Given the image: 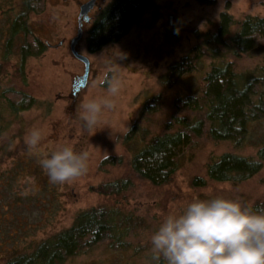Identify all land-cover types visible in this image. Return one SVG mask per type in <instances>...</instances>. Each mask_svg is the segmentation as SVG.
Masks as SVG:
<instances>
[{"label":"rangeland","instance_id":"374dc122","mask_svg":"<svg viewBox=\"0 0 264 264\" xmlns=\"http://www.w3.org/2000/svg\"><path fill=\"white\" fill-rule=\"evenodd\" d=\"M85 1L46 0L44 11L31 15L29 23L47 49L38 57L27 58L24 81L14 75L17 57L11 58L0 76V88L13 86L37 100V105L13 117L0 136V264L12 252L29 250L34 243L71 226L79 211L103 204L142 216L146 228L128 231L122 238L128 245L125 250L111 248L106 241L83 249L64 264H152V233L166 215L178 213L194 199L224 196L253 209L264 207V162L258 174L236 185L210 180L206 174L207 164L224 152L255 157L259 143L235 147L202 138L186 154L169 185L157 188L135 180L134 189L120 200L97 191L100 185L128 174L130 154L122 144L123 134L137 120L144 99L158 93L157 81L167 67L200 42L195 31L215 30L223 12L236 20L246 15L264 17V0H155L157 7L142 12L119 42L90 53L86 41L92 22L111 1L98 0L77 46V51L89 59L90 72L86 86L73 95V82L83 75L84 65L72 55L69 44L77 32L79 6ZM4 2L0 0V6L7 9L9 3ZM256 61L245 58L240 70H251ZM109 67L122 78L123 88L117 109L106 113L104 127L92 133L77 119V105L107 94L96 82ZM169 115L167 106L155 115L154 126L157 128ZM33 128L45 135L42 152L63 145L87 151V174L71 184L51 183L39 165L40 155L30 152L24 142ZM260 138L264 143L263 128L256 130L253 140ZM106 156L123 163L99 169ZM194 177L203 178L205 184L195 185Z\"/></svg>","mask_w":264,"mask_h":264},{"label":"trees","instance_id":"16d2710c","mask_svg":"<svg viewBox=\"0 0 264 264\" xmlns=\"http://www.w3.org/2000/svg\"><path fill=\"white\" fill-rule=\"evenodd\" d=\"M4 1L9 7L0 6V76L11 58L17 57L14 75L24 81L27 58L38 57L47 49L29 23L31 15L44 11L46 0ZM156 7L155 0H111L92 22L88 52L119 42L142 12ZM195 35L200 42L167 67L157 81L158 93L144 99L137 120L123 134L122 144L130 154L128 174L100 185L97 191L101 195L125 199L135 180L157 188L169 185L186 154L202 138L235 147L261 144L255 157L231 152L219 155L207 164L210 180L236 185L262 169L264 143L261 138L253 139L256 130L264 131V17L246 15L236 20L223 12L215 30H196ZM245 58L257 59L251 70H240ZM35 105L37 100L21 89L0 88V136L13 117ZM167 106L170 115L156 128L155 115ZM122 163L110 156L102 159L99 169ZM192 182L205 184L199 177ZM146 225L142 216L103 204L79 211L71 226L48 235L29 250L12 252L1 264H64L83 249L106 241L111 248L125 250L128 245L122 238Z\"/></svg>","mask_w":264,"mask_h":264},{"label":"clouds","instance_id":"9594fccd","mask_svg":"<svg viewBox=\"0 0 264 264\" xmlns=\"http://www.w3.org/2000/svg\"><path fill=\"white\" fill-rule=\"evenodd\" d=\"M96 85L107 94L83 100L76 110L82 127L92 133L104 127L106 113L117 109L123 80L109 67ZM44 139L43 131L33 128L24 142L40 155L39 165L51 183L71 184L87 174V151L63 145L42 152ZM150 252L153 264H264V207L253 209L224 196L194 199L161 220L150 237Z\"/></svg>","mask_w":264,"mask_h":264},{"label":"water","instance_id":"95a60500","mask_svg":"<svg viewBox=\"0 0 264 264\" xmlns=\"http://www.w3.org/2000/svg\"><path fill=\"white\" fill-rule=\"evenodd\" d=\"M97 1L98 0H87L80 4L79 13L77 17V32L76 35L70 40L69 47L72 55L77 60L81 61L84 65L83 75L79 77L77 80H74L73 82V95H75V93L79 92L81 89H83L86 86L88 75L90 72V61L86 56L80 54L77 51V46L83 36V25L85 23L90 22L91 18L89 16V13L91 10L94 9V7L97 4Z\"/></svg>","mask_w":264,"mask_h":264}]
</instances>
